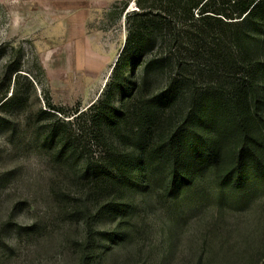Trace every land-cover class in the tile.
<instances>
[{"label":"rangeland","instance_id":"1","mask_svg":"<svg viewBox=\"0 0 264 264\" xmlns=\"http://www.w3.org/2000/svg\"><path fill=\"white\" fill-rule=\"evenodd\" d=\"M137 10L135 0H0V73L8 55L22 62V104L0 112V264H79L85 220L75 209L95 188L85 171L103 146L87 144L88 136L57 156L48 133L65 127L39 110L53 112L50 102L73 123L76 110L103 99L127 38L126 14ZM157 82L144 100L160 113L153 105L161 96ZM74 129L66 128L71 135ZM159 168L148 171L160 181L134 195L130 236L93 264H264V187L252 181L250 192L229 188L220 201L206 172L198 195L169 200ZM96 229L107 249L115 229L106 217Z\"/></svg>","mask_w":264,"mask_h":264},{"label":"trees","instance_id":"2","mask_svg":"<svg viewBox=\"0 0 264 264\" xmlns=\"http://www.w3.org/2000/svg\"><path fill=\"white\" fill-rule=\"evenodd\" d=\"M135 3L138 10L126 14L127 38L103 99L85 112L76 110L73 123L50 102L55 113L39 110L65 127L48 133V142H58L57 156L71 154L74 143L81 145L88 136L87 144L103 146L85 171L95 188L75 209L85 220L79 264L107 261L130 236L134 195H146L162 178L150 175L152 164L161 167L169 200L198 195L206 172L220 201L229 188L250 192L252 181L264 187V0ZM13 57L1 65L2 114L22 104L17 87L22 62ZM156 80L162 88L153 105L160 113L144 100ZM72 124L71 135L66 128ZM105 217L115 232L111 246L102 249L96 227Z\"/></svg>","mask_w":264,"mask_h":264}]
</instances>
